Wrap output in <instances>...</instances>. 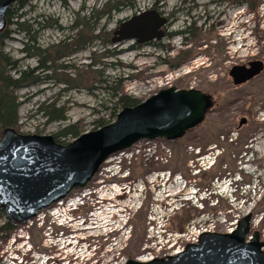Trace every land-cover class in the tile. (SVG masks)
I'll use <instances>...</instances> for the list:
<instances>
[{
    "label": "rangeland",
    "instance_id": "374dc122",
    "mask_svg": "<svg viewBox=\"0 0 264 264\" xmlns=\"http://www.w3.org/2000/svg\"><path fill=\"white\" fill-rule=\"evenodd\" d=\"M245 1L27 0L19 12L33 30L31 46L39 51L51 50V56L57 46L72 43L82 33L80 27L72 30L75 22L87 23L95 16L92 43L88 45L91 48L84 46L58 59V68L36 71L37 83L16 92L19 132L23 135L54 136L64 125L78 122L92 132L94 121L108 119L113 107L111 96L103 90L105 85L98 80L110 81L114 88L120 87L124 95L141 103L169 88L199 90L215 101L199 128L182 140L141 141L111 157L90 184L92 191L102 190L105 199L109 196L105 197L103 191L117 179L111 175L119 165L129 173L128 178L119 179L120 183L127 181L122 199L104 206L103 219L109 226H122L121 219L127 221L118 244L104 254V264L136 259L146 262L142 260L146 253L148 258L164 257L199 231L228 233L247 216L251 217L250 236L258 233L264 241V72L239 87L229 76L234 66L264 62V0L254 13ZM110 2L120 4L116 10L111 9L113 4L105 9ZM148 12L168 21L162 41L144 45L110 42L124 23ZM190 28L192 35H180ZM7 29L10 38L4 43V52L19 71L38 68L39 59L24 54L29 44L27 36L16 26ZM99 36L109 42L95 39ZM79 76H84L83 82L77 81ZM44 103L64 107L68 121L48 124L37 113ZM243 119L247 123L240 127ZM82 194L76 192L70 198ZM97 217L88 216L90 228L92 224L101 227ZM4 222L5 218L0 220V227ZM186 222L184 232L175 230ZM100 227L84 231L83 236L102 233ZM164 233L166 237L158 241V235ZM14 239L12 235L9 255L15 250ZM33 239L35 245L41 244L40 235L34 234ZM2 241L0 264H6ZM163 242H168L164 248L159 246ZM83 263L71 260L70 264Z\"/></svg>",
    "mask_w": 264,
    "mask_h": 264
},
{
    "label": "water",
    "instance_id": "95a60500",
    "mask_svg": "<svg viewBox=\"0 0 264 264\" xmlns=\"http://www.w3.org/2000/svg\"><path fill=\"white\" fill-rule=\"evenodd\" d=\"M22 1L0 0V33L7 27L8 11ZM167 23L154 12L133 17L114 32L112 44L160 42ZM263 72L264 62L254 61L234 66L229 76L239 87ZM212 106V97L202 91L169 88L136 107L124 108L112 124L66 145L58 144L53 136L6 129L0 141V210L11 225H26L40 212L84 189L112 156L144 140L177 141L199 127ZM246 123L243 119L240 127ZM250 220V216L243 218L229 234L205 233L198 244H188L176 256L126 264H264V241L258 233L250 236Z\"/></svg>",
    "mask_w": 264,
    "mask_h": 264
},
{
    "label": "trees",
    "instance_id": "16d2710c",
    "mask_svg": "<svg viewBox=\"0 0 264 264\" xmlns=\"http://www.w3.org/2000/svg\"><path fill=\"white\" fill-rule=\"evenodd\" d=\"M27 0H24L20 3H17V7L15 9H11L7 13V28L9 26H16L17 30L20 34H24L28 38L29 44L26 45V49L24 54H28L29 58L35 56L39 59V66L34 70L28 71H19L18 67L14 62H12L11 58L4 52V43L9 40L10 32L6 28L2 33H0V141L2 138V134L6 129H13L17 133L19 132V98L16 95L18 90H21L27 86L33 85L37 83V77H35V72L42 69H55L57 67L56 61L58 59L63 58L64 56L69 57L75 50L82 49L84 46L87 47L90 43H92V34L95 30L94 18H89L86 22H75V25L72 27V30H76L78 27L82 28L80 35L76 39H72L73 42L66 44L62 43L56 47L54 51V56H51L49 52L51 51H39L35 49L34 46H31L34 43V37L32 35L33 30L28 25L29 21L24 20V15H18L19 12L25 6ZM261 0H246L245 5L251 12H258L262 3ZM113 6L111 9L116 10L117 6L120 3H107L104 8L107 9L110 5ZM17 19L16 22L13 20ZM23 20V21H22ZM21 21V22H20ZM192 35L191 28L187 32H182L180 35ZM94 39V38H93ZM95 39L102 40V42H109L108 38L102 39L101 36L95 37ZM112 43V40L110 41ZM90 46V45H89ZM88 46V47H89ZM76 48V49H73ZM91 48V47H89ZM86 49V48H85ZM47 64H51V67H46ZM96 62L94 61V65ZM93 65V66H94ZM90 67V66H89ZM58 68V67H57ZM16 74L15 76L13 75ZM84 76H79L78 82H83ZM75 81V82H77ZM100 84H104L103 90L105 93L111 96L113 102V107L109 109L111 111L110 117L107 119L105 117L99 118L94 121L93 125L94 130L97 131L107 125L112 124L119 112H121L124 108H132L139 105L141 102L137 99L126 96L122 93V90L119 88H114L110 81H102L98 80ZM64 84H69L68 81H62ZM111 83V84H110ZM37 113L46 119L48 124H65L68 119L66 117L67 110L64 107H60L57 103H44L40 106ZM86 125L83 122H78L75 124L64 125L63 128L53 136L55 141L58 144L66 145L67 141H73L79 138L81 135L87 132ZM184 205L186 203H183ZM186 206V205H185ZM185 206H183L185 208ZM5 218V214L2 210H0V220ZM189 221V220H188ZM188 224L186 222L181 227H179L178 232H183L185 225ZM14 227L5 220L2 227H0V239L9 238L11 232Z\"/></svg>",
    "mask_w": 264,
    "mask_h": 264
},
{
    "label": "flooded vegetation",
    "instance_id": "af4514ba",
    "mask_svg": "<svg viewBox=\"0 0 264 264\" xmlns=\"http://www.w3.org/2000/svg\"><path fill=\"white\" fill-rule=\"evenodd\" d=\"M212 102H213V106L210 108V110L208 111L207 114H209L215 106L214 99H212ZM183 138H181L177 141H171L170 143H176V142L182 140ZM121 180H124V179H121ZM125 182H127V181H123L120 183L119 180H113L111 182V184H109V186L118 184L121 187L122 185H124L123 189L125 191V188H126ZM102 187H104V186H102ZM86 191H90V193L92 194V199H91L92 202L88 206H84V207L80 208L78 212L72 213V216H73L72 219H74V220L81 219L83 222H87L88 216H90V218H92V215L97 210L96 204H98V203H102V204H104V203H106V204L117 203V202H119V200L122 199V198L117 199V198H112V197H108L105 199L103 197L99 198V196H97L95 193H99L102 190L96 191V189H93V191H92V187L90 188V185L86 186L84 189L80 190L79 192H86ZM71 210H73V208H72V203L70 201H64L61 205H55L50 209L49 212L45 213V215L43 217L36 218L34 220V223L31 226L24 227L23 229H21L20 230L21 235L18 234L19 227L13 226L14 229L11 232L10 237L6 238L2 241L3 252L8 255V250H10L11 246H13V244L10 243V238L12 235L15 236V241H14L16 243L14 245L15 248L18 245H24V244L28 243L34 251L42 252L41 250H44L43 242L45 241V237H47V235L48 236L50 235V233L47 231L50 227L51 218H53L55 215H60L62 213H66V212L71 211ZM85 230H86V228H85ZM69 233H71V232H69ZM34 234L40 235V238L42 240L40 245H35V243H34L35 240L33 239ZM26 235L29 236L28 237L29 239H27L25 241ZM55 236H56V232L53 230L51 232V235L49 236V238L54 239ZM90 236L91 235H87V236H84V238H83V242H85L87 244V246H90L93 242V238H91ZM106 252H110V250H108V251L98 250L97 252H95V254L92 255V258H90V261L87 262L86 264H104L105 261H104L103 257H104V254ZM7 255L5 256V259H6ZM52 258L54 259L55 264H69V262H67V261L65 262L63 260V258L60 257L59 255L53 254Z\"/></svg>",
    "mask_w": 264,
    "mask_h": 264
},
{
    "label": "built area",
    "instance_id": "2783aa9c",
    "mask_svg": "<svg viewBox=\"0 0 264 264\" xmlns=\"http://www.w3.org/2000/svg\"><path fill=\"white\" fill-rule=\"evenodd\" d=\"M41 216H42V215H41ZM206 232H214V231H199L198 234L195 236V238L188 240V241L186 242V244H187V243H197V242H198V239H199V237H200V235L203 234V233H206ZM161 240H163V239H160L159 241H161ZM167 244H168V242H166V243L163 242L162 244L160 243L159 246L162 247V248H164V247L167 246ZM186 244H184L181 248H179L178 250H176V251L173 252L172 254H168V255H166V256L175 255V254H178V253L182 252ZM148 255H149V254L146 253V256H148ZM146 256H145V258H142L143 261H150V260L155 259V257L148 258V257H146ZM166 256H164V257H166ZM156 258H157V257H156Z\"/></svg>",
    "mask_w": 264,
    "mask_h": 264
},
{
    "label": "bare ground",
    "instance_id": "6f19581e",
    "mask_svg": "<svg viewBox=\"0 0 264 264\" xmlns=\"http://www.w3.org/2000/svg\"><path fill=\"white\" fill-rule=\"evenodd\" d=\"M168 24V23H167Z\"/></svg>",
    "mask_w": 264,
    "mask_h": 264
}]
</instances>
